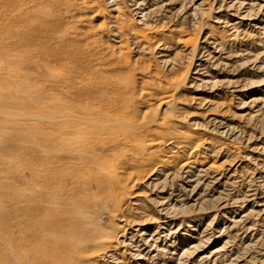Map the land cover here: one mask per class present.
I'll return each instance as SVG.
<instances>
[{"label": "rangeland", "instance_id": "rangeland-1", "mask_svg": "<svg viewBox=\"0 0 264 264\" xmlns=\"http://www.w3.org/2000/svg\"><path fill=\"white\" fill-rule=\"evenodd\" d=\"M77 87L142 159L47 153ZM0 264H264V0H0Z\"/></svg>", "mask_w": 264, "mask_h": 264}, {"label": "bare ground", "instance_id": "bare-ground-1", "mask_svg": "<svg viewBox=\"0 0 264 264\" xmlns=\"http://www.w3.org/2000/svg\"><path fill=\"white\" fill-rule=\"evenodd\" d=\"M104 92L100 91L101 95L92 98L91 101L88 92L77 87L73 89L72 94L67 96L68 98L63 97L62 102L58 105L51 102L53 105L49 112L43 113L47 134L45 142L49 155H52L51 150H57L56 152L64 153L69 158L70 163L74 164L79 171L94 169L99 173H108L109 165L105 159L114 156L117 152L121 153L126 150L131 152V155L126 158L127 161L122 163L124 165H127V162L137 163L144 157L137 142L143 141L148 136L149 130L146 128L148 121L143 119L142 122L139 121L140 123L135 124V116L124 112L126 109L124 102H120L115 98L116 96H106ZM170 97L171 94L165 99H171ZM40 120L38 121L42 122ZM75 176L77 175L75 174ZM110 181L106 183L113 186L114 183L110 184Z\"/></svg>", "mask_w": 264, "mask_h": 264}]
</instances>
